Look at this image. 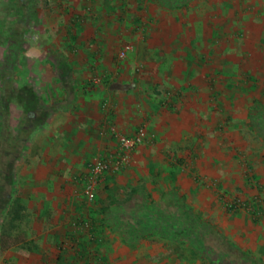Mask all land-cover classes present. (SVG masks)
I'll list each match as a JSON object with an SVG mask.
<instances>
[{"label": "rangeland", "instance_id": "1", "mask_svg": "<svg viewBox=\"0 0 264 264\" xmlns=\"http://www.w3.org/2000/svg\"><path fill=\"white\" fill-rule=\"evenodd\" d=\"M23 3L31 18L10 41L17 0H0V75L45 111L71 84L114 117L102 151L64 171L43 161L50 125L35 127L6 185L0 264H264V0ZM27 97L10 104L13 135ZM141 129L88 199L92 162Z\"/></svg>", "mask_w": 264, "mask_h": 264}, {"label": "crops", "instance_id": "2", "mask_svg": "<svg viewBox=\"0 0 264 264\" xmlns=\"http://www.w3.org/2000/svg\"><path fill=\"white\" fill-rule=\"evenodd\" d=\"M38 53H40V50L35 47L28 51V55L32 56H36ZM58 77L56 78L58 79ZM132 86L135 85L132 84ZM68 92L70 100L69 98L67 100V97H64L63 94H59L57 98L63 99L62 102L56 104L57 108L49 113L42 122L44 125H50L47 131L48 137L45 139L44 145L42 143L43 146L40 150L43 155V161H46L47 165L50 162H54V166L59 171H64L68 166L65 163L61 164V161H76L77 159H84L83 156H86V159L93 153L98 155L102 151V137L104 136V134L101 135L100 130L104 127L106 128L114 117L111 112L105 113L106 108L103 110L100 106H97V102H80L84 94H79L80 92H78L76 97L74 87ZM84 92L87 94L86 96L91 94L89 90ZM110 135L105 141L108 149L114 145L115 140V135ZM103 140L105 139L103 138Z\"/></svg>", "mask_w": 264, "mask_h": 264}, {"label": "trees", "instance_id": "3", "mask_svg": "<svg viewBox=\"0 0 264 264\" xmlns=\"http://www.w3.org/2000/svg\"><path fill=\"white\" fill-rule=\"evenodd\" d=\"M17 6L18 10L17 13L19 14V20L17 21V26L14 27L13 32L11 33V39L13 37L17 36L18 34L22 33L21 26L25 27L31 18V11L26 8V6L23 3V0H17ZM27 10V11H26ZM25 12V13H24ZM18 18V16H17ZM22 23V24H21ZM20 25V26H19ZM17 42V41H15ZM64 61H60V65H62ZM1 80V87H0V113L2 116H4V122L2 123V132H5V136L0 139L2 142V145L0 147V155L2 157H11L8 160H2L0 161L2 164V167L0 169V174L2 175V179L0 178V211L2 210L3 206H5L6 202L9 200L10 194H7L6 192V185H11L13 182L12 173L15 161L17 160L22 146L28 141V139L31 137L35 127L37 125H40L44 119L51 113L54 109L57 108V106L50 107L51 109L46 110L40 108L41 103L39 100V97L33 92L32 88L29 86H26L24 88H19L15 85L12 77V72H3L0 75ZM64 89L72 90L73 87L71 84H65ZM24 93V94H23ZM19 96H22L24 99V96H28L25 102V105L29 103L30 107H27V109L30 108V111L28 112V119L33 115V110H40L41 114V120L38 123H31L28 121L25 123H21L19 125V130L16 135H13L10 130V123H9V117H10V104ZM28 101V103H27ZM31 123V124H30Z\"/></svg>", "mask_w": 264, "mask_h": 264}, {"label": "built area", "instance_id": "4", "mask_svg": "<svg viewBox=\"0 0 264 264\" xmlns=\"http://www.w3.org/2000/svg\"><path fill=\"white\" fill-rule=\"evenodd\" d=\"M144 135L145 131L144 129H141L134 136H120L119 151L115 152V154L104 156L92 162L87 174V181L85 185V194L88 199L92 200L95 197V183H93L94 179L97 180L99 177H102L105 172L110 170H118L120 167L126 164L129 154H131L134 149L142 143Z\"/></svg>", "mask_w": 264, "mask_h": 264}]
</instances>
